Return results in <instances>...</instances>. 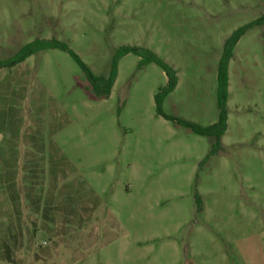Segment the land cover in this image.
Returning a JSON list of instances; mask_svg holds the SVG:
<instances>
[{"label": "rangeland", "instance_id": "1", "mask_svg": "<svg viewBox=\"0 0 264 264\" xmlns=\"http://www.w3.org/2000/svg\"><path fill=\"white\" fill-rule=\"evenodd\" d=\"M263 16L264 0H0V60L56 38L107 78L117 49L149 48L178 72L163 111L209 126L225 40ZM141 59L107 98L59 48L0 68V264H264V22L234 49L209 158L211 137L157 113L168 78Z\"/></svg>", "mask_w": 264, "mask_h": 264}, {"label": "trees", "instance_id": "2", "mask_svg": "<svg viewBox=\"0 0 264 264\" xmlns=\"http://www.w3.org/2000/svg\"><path fill=\"white\" fill-rule=\"evenodd\" d=\"M264 22V16L260 19H256L240 28L236 29L226 40L223 47V52L218 64V90H217V101L219 108V119L216 123L209 126H202L191 121L176 118L166 114L162 109L163 99L172 92L178 84V72L177 70L167 63L165 60L161 59L156 52L149 48L132 47V46H122L115 52L112 61V71L109 77H99L93 74L86 63L81 59V57L70 48V46L56 38H37L36 40L28 43L24 46L14 57L8 60H0V68L11 67L24 61L28 56L43 51L49 48H59L69 52L74 59L79 63L82 69L86 72L91 86L90 91L96 98H107L112 92V88L115 84L118 75V62L119 60L129 54L135 53L142 57L139 64V68H142L148 63L155 62L163 68L165 71L168 82L160 89L155 97L157 113L169 120L176 122L177 124L190 129L192 132L208 136L213 139L211 151L209 152L207 158L211 155L217 153L221 147V138L227 130V100L229 97V63L233 58L234 49L241 39V37L246 33V31L256 25H260ZM200 202V200H199Z\"/></svg>", "mask_w": 264, "mask_h": 264}]
</instances>
